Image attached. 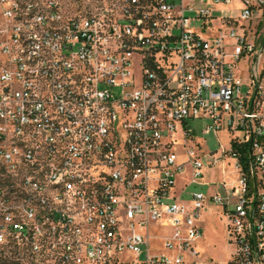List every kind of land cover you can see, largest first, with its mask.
Instances as JSON below:
<instances>
[{
  "label": "built area",
  "instance_id": "1",
  "mask_svg": "<svg viewBox=\"0 0 264 264\" xmlns=\"http://www.w3.org/2000/svg\"><path fill=\"white\" fill-rule=\"evenodd\" d=\"M68 1L0 0L6 264H264V0Z\"/></svg>",
  "mask_w": 264,
  "mask_h": 264
},
{
  "label": "rangeland",
  "instance_id": "2",
  "mask_svg": "<svg viewBox=\"0 0 264 264\" xmlns=\"http://www.w3.org/2000/svg\"><path fill=\"white\" fill-rule=\"evenodd\" d=\"M68 3L71 7H73V9L83 8L86 5H84L83 0H69ZM191 24L194 28L200 30L199 19H192ZM205 138L207 149L211 150L218 147V143L213 135H208ZM212 161L213 158L210 155L203 158L206 168L204 172V180L209 184L202 186L191 184L187 186V190H202L208 193L218 191L220 193H224L222 187L216 184L222 179H225L227 184H230L232 181L237 179V173L233 172V159H226L223 161L224 164L219 162L215 166L210 164ZM201 221L202 235L195 242V247L199 251L200 257L204 259L214 258L218 261L224 260L228 249L225 246L222 209L212 204L209 205V207L203 211ZM162 235H164V233H162ZM153 242L155 244L156 241L154 240Z\"/></svg>",
  "mask_w": 264,
  "mask_h": 264
},
{
  "label": "trees",
  "instance_id": "3",
  "mask_svg": "<svg viewBox=\"0 0 264 264\" xmlns=\"http://www.w3.org/2000/svg\"><path fill=\"white\" fill-rule=\"evenodd\" d=\"M0 263H7L2 256V251L0 250Z\"/></svg>",
  "mask_w": 264,
  "mask_h": 264
},
{
  "label": "crops",
  "instance_id": "4",
  "mask_svg": "<svg viewBox=\"0 0 264 264\" xmlns=\"http://www.w3.org/2000/svg\"><path fill=\"white\" fill-rule=\"evenodd\" d=\"M182 186L181 179H178L176 188L179 189V187Z\"/></svg>",
  "mask_w": 264,
  "mask_h": 264
}]
</instances>
